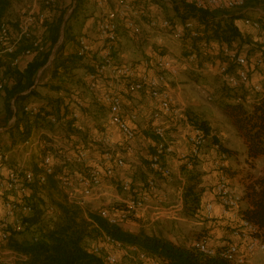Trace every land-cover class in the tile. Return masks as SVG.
I'll return each mask as SVG.
<instances>
[{
	"label": "built area",
	"instance_id": "2783aa9c",
	"mask_svg": "<svg viewBox=\"0 0 264 264\" xmlns=\"http://www.w3.org/2000/svg\"><path fill=\"white\" fill-rule=\"evenodd\" d=\"M33 1L34 4L57 6L61 0ZM93 1L99 13L96 32L99 45L92 56L90 41L85 35L80 34L76 38V55L82 63H86L80 76L85 82L90 101L104 109L106 121L102 128L88 133L83 123V115L88 114L85 108L89 104L85 98L74 92L75 95L68 104L69 113L64 111L58 115L47 114L41 117L48 125L58 127L63 141L59 140L61 139L59 134L52 133L40 124L32 126L28 135L21 137L16 143L22 153L21 159L8 166L6 171H3V163L10 160L9 153L0 151V254L13 255L7 264H14L18 259L15 255H19L20 259H27L25 254L18 253L5 244L9 240L11 228L22 229L24 217L33 212L30 187L45 185L49 177L55 179L59 191L69 205L89 211L98 205L97 215L111 225H119L129 219L146 220L148 223L180 219L183 209L182 196L172 200L168 193L158 190L161 184L159 176L171 177L173 162L191 167L193 158L200 156L208 138L202 127L192 125L185 137L186 148L177 149L172 142L171 127L176 126L183 107L175 103V93L168 80L176 79L181 70H193L198 65L201 69L219 75L228 87L236 91L235 101H241L247 107L264 97V52L259 50L258 53L248 55L245 49L241 50L235 44L229 45L207 39L192 19L174 24L168 18L148 17L146 12L129 0ZM189 1L198 8L209 7L221 11L242 9L245 5V0ZM260 12L264 14V10ZM33 20L37 22L44 20L38 7L26 8L20 12L17 23L18 37L15 40H11L9 23L1 21L0 43L3 44V52L9 56L10 66L15 67L23 56L44 50L42 43L32 38ZM241 22L246 28V34L254 33L250 34L251 38L264 44V31L259 18L245 16ZM122 27L133 34L144 29L168 31L173 39L182 43V51L180 50L177 55L171 53L173 57L166 52H159L153 60L144 58L137 64L118 62L115 53ZM257 32L262 34L260 39L255 38ZM23 39H28L29 45L17 51V44ZM61 41L60 38L58 43ZM163 42L161 36L156 38V43L165 48ZM149 68H155L156 71L149 72ZM6 82L7 78L0 70V91ZM121 84L128 93L143 92L155 103L149 115L153 140L152 150L147 158L146 181L134 194H131L132 185L129 179L122 178L116 184L111 182L116 173L125 167L127 158L134 154V141L137 138L134 124L139 114L135 109L125 105L119 87ZM197 88L201 86L198 85ZM243 89L252 94H242ZM12 108L14 109L13 105ZM22 110L33 119L39 114L40 107L38 103L31 101L25 103ZM161 118L167 121L160 122ZM14 124L13 114L5 124L0 125V130H9ZM67 127H71L74 132L69 133ZM210 135L212 136V132ZM66 136H69V141ZM219 147V142L212 144V149L218 152L214 161L217 179L213 190L214 199L205 201L203 214L204 218L211 220L214 212L213 200L218 201L221 216L231 224V234L238 238L239 242L225 244L218 250L204 238H200L192 240L190 246L203 256L217 254L235 264H247V259L253 255L264 253V240L259 236V230L254 223L240 217L244 184L233 185L224 173L222 169L226 153ZM36 153L42 154L38 170L27 164L30 156ZM112 189L114 191L120 189L125 193V196L118 200L117 204L120 206L109 207L105 203L101 204L103 198L113 193ZM53 211L54 208L50 205L46 208L49 214ZM100 232L101 241L92 245V251L106 253L107 264L116 263L119 251L130 256L134 254L137 259L147 264H162L156 255L147 256L135 246L127 249L105 231Z\"/></svg>",
	"mask_w": 264,
	"mask_h": 264
},
{
	"label": "trees",
	"instance_id": "16d2710c",
	"mask_svg": "<svg viewBox=\"0 0 264 264\" xmlns=\"http://www.w3.org/2000/svg\"><path fill=\"white\" fill-rule=\"evenodd\" d=\"M181 1L184 2L183 8L193 18L202 23V27L199 28L197 25V28L207 39L229 45L235 44L239 49H245L248 55L253 54L257 50L264 51V44L254 41L249 37L250 34L253 35L254 33L247 35L234 22V18L241 17L240 14L226 15L228 14V10L221 11L209 7L198 8L189 0ZM69 3L70 1L68 0H61L58 3L56 16L48 26L49 39L52 44L56 41L59 26ZM80 3L81 0H76V10ZM8 5L9 0H0V23ZM259 21L261 27H264L262 26L261 20ZM262 31H264V28H262ZM261 35L258 33L257 37L260 39ZM24 40L27 43L20 49L17 46V51L29 45V40L23 39L22 41ZM62 41V44L58 47L60 49L59 53L51 61L54 67L52 77H65V73L71 70V68L80 67L79 57L76 53V57L74 54L62 57V48L66 38L64 37ZM46 52V50L34 52L29 56L30 59L23 68H20L18 63L14 67L15 71L9 74V76L3 73L7 78V82L0 93L5 91L4 103L8 111L5 120L14 114V127L17 129L16 133L20 137L27 136L32 126L42 125L43 121L41 117H44V115L59 114L58 105L60 104V100L53 101L50 97H44V101L38 103L40 112L33 119H30L22 110L25 103L34 102L31 98L38 99L40 97L36 91L34 78L39 69L48 60V53ZM67 75V78L71 76L70 74ZM57 89L59 88H54L53 90ZM230 90L222 87V92L227 98V101L221 105V109L229 116L242 136L246 148V159L252 162L259 157L264 158V97L247 107L243 102L235 101L237 93L233 90H231V93ZM191 125L199 126L207 130V127L201 121L196 120ZM219 148L227 155V149L221 145ZM197 158H193V165L189 168L182 164V169H192L198 162ZM198 183L199 181H196L192 177L186 178L182 194V215L189 219L209 221V219L204 218L202 211L204 202L201 200V192L203 189L199 192L200 190L197 188ZM115 206H120V204H115ZM90 216L93 219L92 222L96 230V235H99L94 242H91V240L95 239V236L93 235V237L87 231V223L85 221H79L75 212L70 213L69 211H65L60 220H56L52 225H49L50 222H39L41 211L33 205L32 214L24 217L22 221V224H24L22 229L16 230L11 228L9 240L5 245L8 248L25 254L27 256L25 264H107L105 260L106 253H95L92 251V245L95 242L98 243L101 241L100 230H103L123 247L128 249L130 246H135L147 256L156 255L165 264H235L217 254L214 256H203L193 246L188 247L181 242L173 243L161 235L147 234L144 232L136 234L127 232L120 225L109 224L106 219L100 217L97 213L90 214ZM240 217L254 223L259 230V236L264 240V168H262L260 174L251 175L244 183ZM224 220L226 219L224 218ZM229 227L232 229L231 224H229ZM23 231L29 233V238L24 237L18 239L17 235ZM215 248L219 250L221 246H215ZM133 256L135 257L134 254ZM118 262L119 257L115 264H118Z\"/></svg>",
	"mask_w": 264,
	"mask_h": 264
},
{
	"label": "rangeland",
	"instance_id": "374dc122",
	"mask_svg": "<svg viewBox=\"0 0 264 264\" xmlns=\"http://www.w3.org/2000/svg\"><path fill=\"white\" fill-rule=\"evenodd\" d=\"M68 1H70V3L68 5L66 13L63 16V20L59 26V31L56 37V41L52 44V42L49 39L48 26L50 25V23L54 20L56 16L57 6H44V5H41L40 3L34 4L33 0H9L8 8L5 11L2 20L7 21L9 23L11 40H15V38L18 37L17 23L20 18V12L26 8L31 9L32 7H38L39 10L43 14L44 20L42 22H37L33 20V23L31 26L32 27V38H36L42 43L44 50H46L47 51L46 53H48L47 54L48 60H50L51 57L56 56V54H58L60 50L58 47L63 42L61 41L60 43H58V41L60 40V38L61 40H63L64 37L66 38L65 32L68 31V29L72 26L71 25L72 23L74 24L76 22L75 21V18L77 16L76 0H68ZM81 4H82V1H81ZM79 22L80 20L78 19L76 24ZM127 40H129L127 42V45L130 46L128 48L130 50L135 49L139 53H142L143 48H147L146 46L147 44L146 45H143L142 43L140 44V41L135 40L137 41L135 42V41H132L130 38H127ZM26 43H27L26 40L24 41L21 40L18 42L17 45L20 49L21 47H24V44ZM3 48H4L3 44L0 43V70L5 75L9 76V74L15 71V68L9 65V56L3 52ZM51 61L52 60H50L49 63L46 62V64L42 66L39 69V71L36 73V76L34 79H35L37 90L39 93L41 92L46 95L47 94L51 95L50 98L53 101H58L59 99L60 104L66 103L67 105L66 113H69L70 109H69L68 104L71 101L72 96L75 95L74 92H77L78 94H80L82 98L88 97L87 91L85 89V85H83V83L85 82L81 76L80 77L78 76L79 78H76V79L66 78V76L65 77L55 76L52 78L49 77L47 74V71H48L47 68H49L48 64H51ZM51 79H53V81ZM168 81L171 87H173L175 91H178L179 93L178 98H176V93L174 94L175 103L183 107V111L181 113L179 120L177 121L176 126L171 127L173 135L180 136L181 139L185 141V137L190 127L192 126L191 125L192 122L196 120L201 121L202 123H204V126L207 127V130L205 131L208 134L207 143L205 144L202 152L209 151V149H211L212 144L215 141L219 142L223 148L227 149L226 150L227 155H226V159L224 160V167L222 170L229 177L233 185L236 183L244 184L245 181L248 180V178L251 175H254V173L256 174L259 167L262 165V157H259L256 160L249 162L246 159V156H244V154H246V148L243 146V143H244L243 138L238 132L237 127L232 123L229 116L225 114L223 110L221 109V105L225 101H227V98L224 96L222 92V87H226L228 90L231 88L228 87L224 83L223 80H221L220 76L217 74H213L206 69H201V66L196 65V68H194L193 70H190V69L181 70L179 76L176 79L170 78ZM73 83L74 85L76 84L77 86L82 84L83 90L81 91L76 88L74 91H70L72 87H75L73 86ZM198 85H200L201 88H197ZM54 88H59V89L61 88L62 91L65 92L63 94L62 100L60 98H55L58 96L53 94ZM231 90L230 92L232 93ZM4 94H5V91L0 93V125L6 123L7 120H3V119L6 118L8 114L7 108L5 107V103H4L5 102ZM242 94L251 95L252 93H250L246 89L245 90L243 89ZM131 97L132 96H130V99ZM142 98L144 100L143 105L146 103H149V104L152 103L149 97H146V99L144 97ZM126 99H129V98H126ZM86 101L88 102L87 104H89V106H87L85 109L87 110L89 108L95 109L93 110L94 115L92 117L94 118V121H95V124H93V128L98 130L99 128H102L104 126V122L106 121V113L101 106L96 105V103H93L90 100H86ZM149 115L150 113L148 114V121H150ZM10 117H12V115ZM10 117H8V119ZM140 124H143V123L139 122L138 124L137 139L135 140L138 146L141 147L140 151L142 154H137L138 155L137 157L139 158V161H141V166L144 167L143 169H145L146 171L147 153L149 155V153L151 152V148H152L151 143L153 140V136L151 134L150 123L145 128L146 130L142 128V125L140 126ZM41 126L43 128H46L52 131V133L54 134H59L61 132L58 129V127L55 128L53 126H50L46 122H43ZM67 128H69L68 129L69 133L74 132L71 127H67ZM176 131H180V133ZM16 132H17V129L15 127H11L9 129L10 136H12V134L20 136ZM211 132H212V136L210 135ZM3 136L4 135L2 136L0 135V143L3 141V138H5ZM44 138H48V137L44 136ZM171 138L175 140L177 137L172 136ZM66 139L67 141H69L70 140L69 136H66ZM45 140L47 141V139ZM59 140L63 141L62 137ZM48 141L52 142V140L49 138H48ZM75 143H78V142H75ZM5 149H6V146L3 142L0 144V151H4ZM143 154H145L146 156H144ZM41 155L42 154L37 155V153L31 155L30 158L27 160V164L32 166L34 170H38L37 166H38V162L40 161ZM216 157L214 158L217 159ZM214 158H212V160H215ZM128 162L130 163V160H127L126 164ZM196 165H194L192 169L188 171L187 175L189 174L188 177H192L196 181H198L199 179L196 177L199 176V174L201 173V170H200L199 164L197 163ZM70 168H73V167H70ZM139 177H140V180L143 182V178L141 177V175H139ZM111 182H114V180L112 179ZM136 187L137 186H134V188L133 187L132 188L134 190L135 189L137 190L138 187L137 188ZM115 191H116V194L122 193L120 189H116ZM135 191L132 190L131 194H134ZM122 195L125 196V193H122ZM109 197L110 196L103 198L101 201V204L105 203L109 207H112V206H115V204L119 202L118 200H112V198L110 199ZM30 199L33 205H35V207L37 209H40L41 211V218L39 221L40 223L50 222L49 225H52L54 221L61 219V216L63 215L65 211H69L70 213L75 212L77 214L79 221H85L87 223L86 227L90 235L95 236V239L91 240V242H94V240H96L97 237L99 236V235L98 236L96 235V230L92 222L93 219L90 216V214L97 213L96 207H98V205H95L94 208L91 209V211H89V209H80L76 206L69 205L64 200L61 192L59 191L57 187V183L53 177H51L45 185L31 186L30 187ZM108 199H109V202H108ZM49 205L54 208V211L51 214L46 212V208ZM187 219L188 218L182 215V212H181L180 219L178 220L177 219L176 220L166 219L167 221L163 223L156 222L153 224V223H148L146 220L129 219L126 226L123 227V223L119 225L122 227L123 230L130 232V233L136 234V233L144 232L147 234L161 235L162 237L166 238L167 240L173 243L181 242L185 244L184 241L188 240L189 236H195V234L197 233V232H194L192 234L189 233L191 231H196L197 226L196 224L186 222ZM177 221H180V222L178 223ZM17 237L18 239H22L24 237L29 238V233L26 231H23V232H20V234H18ZM17 252L21 253L19 251ZM117 254L119 257L118 264H147L145 262L140 261L134 256H130L128 253L125 254L119 251L117 252ZM261 254L262 256H264V253H261ZM11 256L13 255L9 253L0 254V264H7ZM15 256L18 259L17 260L15 259L16 261L14 262V264H25L24 259H20L21 257H19V255H15ZM162 264H165V263L162 261Z\"/></svg>",
	"mask_w": 264,
	"mask_h": 264
},
{
	"label": "crops",
	"instance_id": "0c3cea01",
	"mask_svg": "<svg viewBox=\"0 0 264 264\" xmlns=\"http://www.w3.org/2000/svg\"><path fill=\"white\" fill-rule=\"evenodd\" d=\"M81 1H82V4L80 3L77 6V10H76L77 16L75 18L76 22L78 19L80 20V22L77 24L76 22L74 24L72 23L71 24L72 26L68 29L66 33L67 34L66 41L64 42V46L62 48V57L69 56L70 54L75 55L76 48H77L76 38L80 34L85 35L90 41L91 46H92L91 48L92 56H93L94 50H96V47L99 45L98 38L96 35L97 23L99 20L98 8L93 0H81ZM129 1L136 4L141 10L146 12L148 17H155L157 19L168 18L174 24L183 22L186 19H192L196 22L199 28L202 27V23L199 22L197 19L193 18V16H191L188 13V11L183 8L184 2L181 0H129ZM262 10H264V0H245L244 8L237 9V10L230 9L228 10V14L226 15L240 14L241 17L234 18V22L241 28L243 32L246 33V28L242 25V22H241L242 17L246 16L250 18H259V20H261L262 22V26H264V14H261L260 12ZM158 36H161L163 38V41H164L163 44L165 48L160 47L156 43V38ZM249 37L251 38V35H249ZM127 38H130L132 41H135V40L140 41V44L142 43L143 45L147 44L146 45L147 48H143L142 53H139L135 49L130 50L128 49L130 46L127 45V42L129 41L127 40ZM255 38H257V36ZM252 40L259 42L258 40H255V39H252ZM181 44L175 39H173L168 31L158 32L154 30L149 31L148 29H144L140 33L133 34L130 31L124 30L122 27L120 42L117 45L115 58L118 62H131V63L137 64V63H140V61L144 58L153 60L154 56L159 52L162 53V51L164 53L166 52L170 56L172 55L171 53L177 55L180 52V50L182 51L183 45ZM258 51L259 50L255 51L253 54L258 53ZM261 52H264V51H261ZM29 59H30L29 56H23L19 61L20 68H23ZM78 61L80 64L79 68L73 67L71 68V70L65 73L66 76H68L67 74L71 75L68 78L76 79L80 77L79 74L85 68L86 63H82L80 60ZM214 62L215 61H213V63ZM48 67L49 68H47L48 69L47 74L49 77L52 78V72H53L54 67L52 64H48ZM153 71H156V69L149 68V72H153ZM51 80L53 81V79ZM74 83H73V86L75 87H72L71 90H75L76 88L81 91L83 90L82 84L77 86L76 84L74 85ZM83 85H85V83H83ZM119 87H120L121 94L124 96L123 101L125 105L129 108L135 109L139 114L138 120L134 124L136 126V129L138 128L139 122L143 123V124H140V126L142 125V128L145 129L149 123L151 124V122L148 121V114L154 108V105H155L154 101L150 100L152 103L150 104L146 103L143 105L144 100L142 97H144L145 99L146 97H148L145 93L134 92L130 94L126 91L123 84L119 85ZM172 90L174 93H176V98H178V95H179L178 91H175L173 87H172ZM36 91L38 92L37 87H36ZM64 93L65 92L62 91L61 88L57 90H53V94L58 96L55 98H60L61 100L63 98ZM38 94L40 95L38 99L31 98V100H34V102L36 103H41L42 101H44V97L45 98L51 97V95H48V94L46 95L41 92L40 93L38 92ZM87 96L88 97L85 96L86 97L85 99L91 100L90 95L88 93H87ZM130 96H132L131 99H130ZM126 98H129V99H126ZM58 106H59V114L64 111L65 112L67 111L66 103H61ZM93 110L95 109L89 108L87 110L88 114L83 115V120H84L83 123L88 133L92 131L95 132L96 130L95 128H93V124H95L94 118H92L94 115ZM3 120H5V118ZM163 121L165 122L167 120H165L164 118H161L160 122H163ZM176 132L180 133V131H176ZM0 135L1 136L4 135L3 137L5 138H3V141L1 143L4 142L6 146V149L4 151L9 153L10 160L6 163H3V166H4L3 171H6L8 166L12 165L17 160H20L22 157L20 156L22 154L19 151L20 149L18 150V147L16 146V143L21 140V137L17 135H13V134L12 136H10L8 129H1ZM172 136L177 137L175 140H173L172 138V142L177 149H183L187 147V145L185 144V141H183L180 136L173 135V133H172ZM243 146L245 147L244 143H243ZM134 148H135V153L132 156L128 157V160H130V163L128 162L129 164L127 163L123 169L119 170L116 173L113 180L116 184L122 178H127L131 181V185L133 188L134 186L138 187V188L136 187L137 190L135 189L136 191H138L145 184L146 176L144 174L146 171L145 169H143L144 167L141 166V161H139V158L137 157L138 156L137 154H142V153L140 151L141 147L138 146V144L136 143V140L134 141ZM217 154L218 152L212 149L211 147L209 151L201 152L200 156L197 158V161H198L197 163L199 164L200 170H201V173L199 174V176L196 177L199 179L197 188L198 190H200L199 192H201V190L203 189V191L201 192V200L204 203L205 201L214 199L213 190H214V185L217 179V169L214 164L215 160H212V158L216 157ZM143 155L146 156L145 154ZM244 156H246V154H244ZM147 158H148V153H147ZM262 168H264V158H262V165L259 167L257 173L256 174L254 173V175L260 174ZM189 170L182 169L181 163L173 162L171 177L164 178V177L159 176V179L161 180V184L158 190H160L161 192L164 191L168 193L169 197L172 200H175L179 196H182L183 188L186 183V178L189 175V174L187 175ZM139 175H141V177L143 178V182L140 180ZM50 178L51 177H49V179ZM114 182L112 184H114ZM240 184H243V183H239L237 185H240ZM133 188L132 190L135 191ZM122 197H124L122 193L116 194V191H114V193H112L109 198L110 199L112 198V200H119ZM108 202H109V199H108ZM213 203H214V212H213V217L211 220L201 221V220H194V219H189V218L186 220V222L196 224L197 226L196 231L189 232L191 234L194 232H197L195 236H189L188 240L184 241L186 246L190 247L191 241L197 238H204L208 244H211L217 247H220L222 245L232 243V242H239L238 238L232 236L231 229L229 227L228 222L224 220V218H222L220 214L219 202L216 200L215 201L213 200ZM165 221L167 220L158 221V222L163 223ZM177 222L179 223L180 221H177ZM127 223L128 221L126 223H123V227L126 226ZM247 264H264V256H262L261 253H257L253 255L252 257H250L249 259H247Z\"/></svg>",
	"mask_w": 264,
	"mask_h": 264
}]
</instances>
